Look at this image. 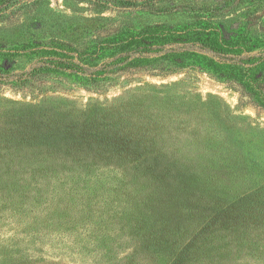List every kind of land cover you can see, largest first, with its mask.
Wrapping results in <instances>:
<instances>
[{"label":"rangeland","instance_id":"rangeland-1","mask_svg":"<svg viewBox=\"0 0 264 264\" xmlns=\"http://www.w3.org/2000/svg\"><path fill=\"white\" fill-rule=\"evenodd\" d=\"M148 1L160 12L103 0L0 2V66L29 74L0 88V151L19 155L26 167H38L40 152L61 151L73 162L80 154L136 164L151 158L152 165L169 152L168 164L181 167L172 179L199 194L205 216L221 212L233 226L264 228V110L243 104L201 59L152 57L99 80L41 72V62L60 53L96 66L144 48L152 28L162 31L156 37L205 30L231 44H264V0ZM3 165L15 164L9 158ZM16 236L0 247L10 250L0 253V264H82L26 256L18 246L25 240Z\"/></svg>","mask_w":264,"mask_h":264},{"label":"trees","instance_id":"trees-1","mask_svg":"<svg viewBox=\"0 0 264 264\" xmlns=\"http://www.w3.org/2000/svg\"><path fill=\"white\" fill-rule=\"evenodd\" d=\"M103 1L121 10L160 12L148 0ZM146 32L150 35L144 48L137 45L96 66L60 53L41 62L40 70L99 80L152 57L201 59L212 76L244 96L243 104L264 110V44L255 49L231 44L205 30H176L162 37L154 36L162 32L158 28ZM28 75L2 64L0 88ZM50 154L46 157L48 152H40L38 167H26L19 165V155L12 159L0 151V247L16 233V239L25 240L18 245L23 254L47 261L264 264V228L233 226L221 212L205 216L196 204L199 194L188 195L172 179L174 168L181 167L168 164L169 152L164 154L165 162L158 160L156 165L151 158L136 164L112 155L99 160L98 155L80 154L79 162H73L61 151ZM9 158L15 165H3ZM32 223L34 228L26 231L25 226ZM192 228L194 236L182 233ZM4 251L10 252L4 248L0 253L5 255Z\"/></svg>","mask_w":264,"mask_h":264}]
</instances>
